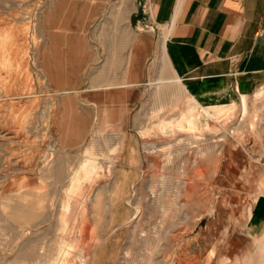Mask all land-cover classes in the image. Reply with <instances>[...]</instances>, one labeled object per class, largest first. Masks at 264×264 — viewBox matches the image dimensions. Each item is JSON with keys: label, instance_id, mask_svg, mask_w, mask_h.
Returning <instances> with one entry per match:
<instances>
[{"label": "rangeland", "instance_id": "rangeland-1", "mask_svg": "<svg viewBox=\"0 0 264 264\" xmlns=\"http://www.w3.org/2000/svg\"><path fill=\"white\" fill-rule=\"evenodd\" d=\"M135 4L0 0V264H264V77L155 83Z\"/></svg>", "mask_w": 264, "mask_h": 264}, {"label": "crops", "instance_id": "crops-1", "mask_svg": "<svg viewBox=\"0 0 264 264\" xmlns=\"http://www.w3.org/2000/svg\"><path fill=\"white\" fill-rule=\"evenodd\" d=\"M136 2L129 16L131 30L142 15V0ZM149 2L159 31L132 41L133 61L144 60L160 44L172 66L168 76L161 74L173 77L166 80H181L194 92L213 96L228 81L246 88L262 80L264 0Z\"/></svg>", "mask_w": 264, "mask_h": 264}, {"label": "bare ground", "instance_id": "bare-ground-1", "mask_svg": "<svg viewBox=\"0 0 264 264\" xmlns=\"http://www.w3.org/2000/svg\"><path fill=\"white\" fill-rule=\"evenodd\" d=\"M172 81L173 80H171V81H162V80L157 79L155 83L172 82ZM174 81L177 82L179 80H174ZM26 94L27 93H19V94H16V96L20 95V96H23L22 98H29ZM202 119H205V117H203ZM63 247H65V249L62 252L63 258H62V261L57 262L58 264H63V262H65L67 260V258L69 257V252H70L69 246H63Z\"/></svg>", "mask_w": 264, "mask_h": 264}]
</instances>
